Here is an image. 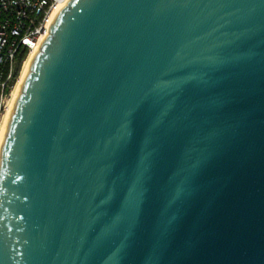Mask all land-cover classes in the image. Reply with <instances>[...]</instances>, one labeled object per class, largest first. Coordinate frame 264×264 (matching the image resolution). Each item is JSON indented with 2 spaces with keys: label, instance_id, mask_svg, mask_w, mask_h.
I'll return each mask as SVG.
<instances>
[{
  "label": "water",
  "instance_id": "1",
  "mask_svg": "<svg viewBox=\"0 0 264 264\" xmlns=\"http://www.w3.org/2000/svg\"><path fill=\"white\" fill-rule=\"evenodd\" d=\"M0 264H264V0H68L2 144Z\"/></svg>",
  "mask_w": 264,
  "mask_h": 264
},
{
  "label": "built area",
  "instance_id": "2",
  "mask_svg": "<svg viewBox=\"0 0 264 264\" xmlns=\"http://www.w3.org/2000/svg\"><path fill=\"white\" fill-rule=\"evenodd\" d=\"M68 0H0V120L8 108L15 84L16 61L39 50Z\"/></svg>",
  "mask_w": 264,
  "mask_h": 264
},
{
  "label": "bare ground",
  "instance_id": "3",
  "mask_svg": "<svg viewBox=\"0 0 264 264\" xmlns=\"http://www.w3.org/2000/svg\"><path fill=\"white\" fill-rule=\"evenodd\" d=\"M36 53H37V50H33L32 52H30L27 55L28 57L26 58V60H24L22 70H21V73L19 75V79L13 88L11 98L9 100L8 108L0 120V152H1L2 144H3L5 136H6L8 123H9L11 114L13 112L14 105L16 103V100H17L20 92H21L22 84H23L27 74L30 71V66H31V63H32Z\"/></svg>",
  "mask_w": 264,
  "mask_h": 264
},
{
  "label": "trees",
  "instance_id": "4",
  "mask_svg": "<svg viewBox=\"0 0 264 264\" xmlns=\"http://www.w3.org/2000/svg\"><path fill=\"white\" fill-rule=\"evenodd\" d=\"M27 56V51L26 50H22L20 52V54L18 55L17 57V61H16V76H18L20 74V68H21V65L25 59V57Z\"/></svg>",
  "mask_w": 264,
  "mask_h": 264
},
{
  "label": "rangeland",
  "instance_id": "5",
  "mask_svg": "<svg viewBox=\"0 0 264 264\" xmlns=\"http://www.w3.org/2000/svg\"><path fill=\"white\" fill-rule=\"evenodd\" d=\"M27 57H28V56H26L24 60H26ZM23 62H24V61H23ZM22 66H23V63H22L21 68H20V73H21V70H22ZM19 75H20V74H19Z\"/></svg>",
  "mask_w": 264,
  "mask_h": 264
}]
</instances>
